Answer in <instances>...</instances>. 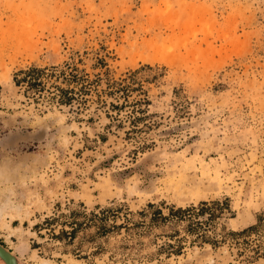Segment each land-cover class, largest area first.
Returning a JSON list of instances; mask_svg holds the SVG:
<instances>
[{
  "label": "rangeland",
  "instance_id": "obj_1",
  "mask_svg": "<svg viewBox=\"0 0 264 264\" xmlns=\"http://www.w3.org/2000/svg\"><path fill=\"white\" fill-rule=\"evenodd\" d=\"M64 62L131 75L146 119L133 130L126 108L15 84ZM212 200L228 205L207 232L215 244L186 222L54 236L73 209L124 205L137 220L148 203L166 214ZM172 230L178 254L163 246ZM0 243L18 264H264V0H0Z\"/></svg>",
  "mask_w": 264,
  "mask_h": 264
},
{
  "label": "trees",
  "instance_id": "obj_2",
  "mask_svg": "<svg viewBox=\"0 0 264 264\" xmlns=\"http://www.w3.org/2000/svg\"><path fill=\"white\" fill-rule=\"evenodd\" d=\"M100 66L105 68L103 74L108 76V69L103 60L100 61ZM18 76L20 77L18 78ZM14 80L17 86L24 88L25 94H31L35 99L43 97L44 93L49 91L56 101L63 105L76 103L79 108H86L89 102L96 101L101 105L108 104L109 108L117 112L126 108L127 118H129L133 130L138 126L137 123L145 120L148 116L145 110L139 106L141 102L148 103V101L130 98L134 91H141L139 85L135 86L130 82V80L132 81L131 75L115 80L108 77L103 78L101 73H96L93 78H90L88 73L78 67L77 62H64L48 67H28L25 70H20ZM103 80H105L104 83ZM103 96L115 99L107 103ZM227 206L226 200L201 201L196 206L176 207L172 205L168 207V212L165 214L161 207L148 203L144 209L136 212V215L139 216L137 220L129 216L131 211H127L124 205L95 206L90 211L73 209L67 215L68 218L63 223L64 227L54 236L71 243L79 231L86 229H93L92 234L85 235L88 239L93 240L95 237H106L114 230L124 229L127 232L133 230V233L141 234L155 226L186 222L187 232H192L197 239L203 242L215 244L218 239H209L207 232L211 229L213 221L227 210ZM260 219H258L259 222ZM53 220L55 218L47 221ZM259 225L260 223H257L239 231H228L225 235L222 234L221 238L223 240L228 236L236 242L239 239L244 240L249 233L257 230ZM165 236L173 242H165L163 246L165 245V248L171 249L175 254L180 253L185 237L179 236L177 230L165 233Z\"/></svg>",
  "mask_w": 264,
  "mask_h": 264
},
{
  "label": "water",
  "instance_id": "obj_3",
  "mask_svg": "<svg viewBox=\"0 0 264 264\" xmlns=\"http://www.w3.org/2000/svg\"><path fill=\"white\" fill-rule=\"evenodd\" d=\"M5 248L2 246V244H0V257L3 259L4 263L5 264H16L15 261L18 262L16 256L14 254L12 255L9 251L5 250Z\"/></svg>",
  "mask_w": 264,
  "mask_h": 264
},
{
  "label": "bare ground",
  "instance_id": "obj_4",
  "mask_svg": "<svg viewBox=\"0 0 264 264\" xmlns=\"http://www.w3.org/2000/svg\"><path fill=\"white\" fill-rule=\"evenodd\" d=\"M1 244V243H0ZM3 246V245H2ZM4 247V246H3ZM5 248V247H4ZM5 250H7L6 248H5ZM7 251H9V250H7ZM10 252V251H9ZM11 254H12V252H10ZM13 255V254H12ZM1 258V257H0ZM2 259V258H1ZM3 260V259H2ZM16 262V264H18V262L17 261H15ZM5 264V263H4Z\"/></svg>",
  "mask_w": 264,
  "mask_h": 264
},
{
  "label": "flooded vegetation",
  "instance_id": "obj_5",
  "mask_svg": "<svg viewBox=\"0 0 264 264\" xmlns=\"http://www.w3.org/2000/svg\"><path fill=\"white\" fill-rule=\"evenodd\" d=\"M1 259V258H0ZM2 260V259H1ZM3 261V260H2ZM3 264H4V261H3Z\"/></svg>",
  "mask_w": 264,
  "mask_h": 264
}]
</instances>
